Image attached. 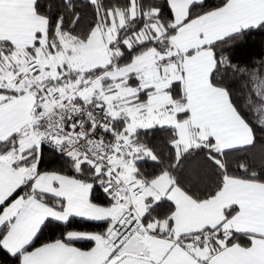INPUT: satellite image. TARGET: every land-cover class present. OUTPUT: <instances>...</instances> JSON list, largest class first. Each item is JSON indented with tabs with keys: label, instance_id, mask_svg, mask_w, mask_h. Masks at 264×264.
Instances as JSON below:
<instances>
[{
	"label": "snow or ice",
	"instance_id": "snow-or-ice-1",
	"mask_svg": "<svg viewBox=\"0 0 264 264\" xmlns=\"http://www.w3.org/2000/svg\"><path fill=\"white\" fill-rule=\"evenodd\" d=\"M86 3L93 20L80 30L77 0H0V253L13 264H264V166L235 174L227 159L264 130V60L249 71L217 52L264 31V0ZM222 68L247 73L243 108ZM158 128L166 158L140 139ZM45 146L64 166L41 169ZM201 154L216 177L204 191L199 172L184 178ZM77 218L103 230L40 242L48 223Z\"/></svg>",
	"mask_w": 264,
	"mask_h": 264
},
{
	"label": "trees",
	"instance_id": "trees-1",
	"mask_svg": "<svg viewBox=\"0 0 264 264\" xmlns=\"http://www.w3.org/2000/svg\"><path fill=\"white\" fill-rule=\"evenodd\" d=\"M209 3H215V0H209ZM78 8L81 12L80 30L86 29L93 20V10L87 6L86 0H77ZM165 14H167V9H165ZM218 55L226 56L229 58L233 65H237L241 68H249L252 70L251 66L258 62L264 60V31H254L245 36L229 41L227 44L222 45L217 49ZM242 74L234 71H225L223 68L217 75V79L222 82V84L230 89L233 95V99L237 104L243 108L245 104L244 97L247 94L248 89L251 87L250 82L247 79V73ZM247 86V87H246ZM249 119H252L250 116ZM255 134L257 138V144L254 149L250 151H237L233 152L228 156V163L230 171L235 174H239L237 168L238 163L248 162L253 164L257 169L264 166L261 161L264 159V130L260 128L255 129ZM169 138V131L165 129H155L149 131L146 135L141 134L140 139L153 147L158 153H160L165 158L167 157L166 143ZM167 163V159H165ZM64 166V162L60 157L47 149L43 148L41 169H58ZM140 167L145 175L151 177L159 172V168L151 161H143ZM194 172H199V190L204 191L214 185L216 177L213 175L211 167L206 163L203 154L196 156L194 159L190 158L185 162L184 165V178L192 176ZM94 200L97 203H106L103 194L99 188L96 189L94 193ZM162 211V210H158ZM163 211H166L164 209ZM67 230H80L89 232H98L103 230L102 224L84 222L78 218L73 220L69 228H65L61 224L56 222L48 223L47 227L43 230L40 236V242L53 240L58 238L63 232ZM77 245L82 248L90 247L91 245L87 242H77ZM0 264H13L12 260L5 254L0 253Z\"/></svg>",
	"mask_w": 264,
	"mask_h": 264
},
{
	"label": "built area",
	"instance_id": "built-area-1",
	"mask_svg": "<svg viewBox=\"0 0 264 264\" xmlns=\"http://www.w3.org/2000/svg\"><path fill=\"white\" fill-rule=\"evenodd\" d=\"M47 149H49L47 146H45ZM50 150V149H49ZM50 151H52V150H50ZM52 152H54V151H52ZM54 153H56V152H54ZM57 154V153H56Z\"/></svg>",
	"mask_w": 264,
	"mask_h": 264
},
{
	"label": "crops",
	"instance_id": "crops-1",
	"mask_svg": "<svg viewBox=\"0 0 264 264\" xmlns=\"http://www.w3.org/2000/svg\"><path fill=\"white\" fill-rule=\"evenodd\" d=\"M78 246V245H77ZM78 247H80V246H78Z\"/></svg>",
	"mask_w": 264,
	"mask_h": 264
}]
</instances>
